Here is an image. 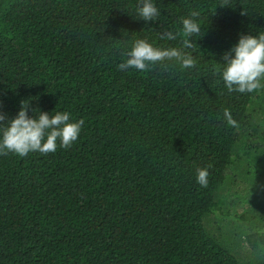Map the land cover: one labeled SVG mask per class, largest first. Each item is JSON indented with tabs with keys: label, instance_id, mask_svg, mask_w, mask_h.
Returning <instances> with one entry per match:
<instances>
[{
	"label": "trees",
	"instance_id": "trees-1",
	"mask_svg": "<svg viewBox=\"0 0 264 264\" xmlns=\"http://www.w3.org/2000/svg\"><path fill=\"white\" fill-rule=\"evenodd\" d=\"M154 2L145 21L139 0H0L4 123L22 101L85 121L68 149L0 155V264H264V88L215 71L264 33V0ZM193 10L195 68L118 69L137 39L180 47L160 34Z\"/></svg>",
	"mask_w": 264,
	"mask_h": 264
},
{
	"label": "clouds",
	"instance_id": "clouds-1",
	"mask_svg": "<svg viewBox=\"0 0 264 264\" xmlns=\"http://www.w3.org/2000/svg\"><path fill=\"white\" fill-rule=\"evenodd\" d=\"M221 5H226V2ZM137 14L145 21H152L158 19L160 10L154 0H139ZM200 15L197 10L190 11L187 17L182 18L181 32L165 31L160 34V39L168 41L176 40L178 36L184 37L180 47L161 48L147 39H137L131 50L124 53L126 59L118 65V69L146 72L159 64L166 71L169 62H175L182 70L195 68L196 60L187 50L196 46L190 37L198 36L201 32ZM232 52L235 53L234 57ZM224 60L222 69L218 67L215 71L217 74L222 72V80L229 92L251 93L264 88V33L242 36L239 43L225 53ZM28 108L29 102L22 101L16 118L6 124V116L0 112V155L11 152L25 157L30 152L54 153L58 142L60 147L68 149L79 138L85 123L83 119L73 121L71 113L67 111H57L51 116L41 112L38 118H30ZM223 115L228 125L239 127L229 109L225 108ZM210 167L196 170V181L201 187L208 185Z\"/></svg>",
	"mask_w": 264,
	"mask_h": 264
},
{
	"label": "rangeland",
	"instance_id": "rangeland-1",
	"mask_svg": "<svg viewBox=\"0 0 264 264\" xmlns=\"http://www.w3.org/2000/svg\"><path fill=\"white\" fill-rule=\"evenodd\" d=\"M232 210V209H231ZM232 216H230V217H236V216H238V215H240V214H243L242 213V209H238L237 211H232ZM243 222H245V223H248V220L247 219H240L239 221H238V223H240L241 224V226H242V223ZM257 230V229H256ZM244 238V237H243ZM244 241L246 242V243H248L249 245H251V243H249V242H247V240L246 239H244ZM258 240H257V237H256V235H255V238H254V242L256 243ZM252 242V241H251ZM243 244V246H245V247H247V245L245 244V243H242Z\"/></svg>",
	"mask_w": 264,
	"mask_h": 264
}]
</instances>
